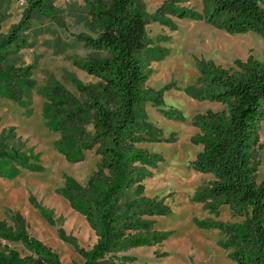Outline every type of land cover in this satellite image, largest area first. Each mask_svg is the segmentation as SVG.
<instances>
[{
	"label": "trees",
	"instance_id": "obj_1",
	"mask_svg": "<svg viewBox=\"0 0 264 264\" xmlns=\"http://www.w3.org/2000/svg\"><path fill=\"white\" fill-rule=\"evenodd\" d=\"M53 1L28 0L20 21L0 33V95L25 107L29 105L25 97L30 98L36 82L30 67L18 66L13 59L28 47L34 20ZM88 5L95 33L77 37L100 55L78 65L98 82L76 81L83 100L64 86L55 85L43 94V115L46 126L60 133L55 147L68 161H82L84 152L92 149L100 156L85 184L66 175L61 188L71 207L94 230L95 244L82 247L77 237L62 227L64 217H57L33 194L29 201L49 224L58 226L59 237L84 259V264H134V257L117 254L162 241L166 234L156 230L154 220L148 217L170 211L164 199L144 195L143 181L150 176L149 167L157 166L163 157L141 144L162 139V130L149 120L148 103L166 117H173L171 112L177 111L164 108V93L172 86H147L152 73L149 62L158 58L147 25L152 20L171 23L159 14L166 5L150 15L144 0H91ZM167 12L179 18H201L192 10ZM204 13L208 23L228 33L256 32L264 37V0H204ZM197 64L199 77L187 93L224 106L221 111L208 109L192 119L199 129L193 141L203 144L193 166L215 177L198 199L217 214L222 205H228L233 216L244 217L238 224H214L226 234L222 245L232 250L238 264H264V180L258 182L264 61L250 55L246 60H236L235 69L205 59ZM39 156L13 128L0 135V176L14 177L21 168L43 170ZM130 189L135 190L136 197L124 202ZM11 219L13 224L0 219V264H62L56 251L28 231L22 213L13 211ZM3 241L20 242L29 253L23 255Z\"/></svg>",
	"mask_w": 264,
	"mask_h": 264
},
{
	"label": "rangeland",
	"instance_id": "obj_2",
	"mask_svg": "<svg viewBox=\"0 0 264 264\" xmlns=\"http://www.w3.org/2000/svg\"><path fill=\"white\" fill-rule=\"evenodd\" d=\"M88 1L91 0H54L51 7L34 20L28 47L13 59L18 66L30 67L36 82L30 98L25 97L28 107L0 95V135L13 128L27 147L40 153L39 164L43 167L41 171L21 168L14 177L0 176V219L13 224L12 212L22 213L28 231L56 251L62 264H84V259L59 237L58 226L49 224L29 197L33 194L54 210L57 217H64L62 227L66 233L76 236L82 247L90 248L95 244L94 230L85 217L71 207L61 188L66 175L85 184L96 170L100 156L92 149L84 152V160L68 161L55 147L60 133L46 126L43 115V94L55 85L64 86L83 100L76 81L98 82L96 76L78 65L100 55L77 37L80 33H95ZM27 2L0 0V33H6L20 21ZM164 5V11L159 13ZM144 8L150 15H165L166 21L171 23L152 20L147 25L151 47L158 56L149 62L152 73L147 86L154 89L172 86L164 93V108L177 111L171 112L173 117H166L148 103L149 120L162 130V139L141 144L163 157L157 166L149 167L150 176L143 181L144 195L164 199L170 211L148 217L154 220L156 230L166 234L162 241L154 246L134 247L117 256H132L134 264H238L231 256L232 250L222 245L226 234L214 224H238L244 217L233 216L228 205H222L219 214L208 209L205 202L198 199V194L209 189L215 177L193 166L203 149V144L193 141L199 133L193 117L208 109L221 111L224 106L210 100H197L186 89L197 82L198 60H209L226 69H235L236 60H246L250 55L264 61V37L256 32L231 34L208 23L204 0H144ZM169 9L192 10L201 14V18H179L167 12ZM260 143L258 182L264 180V121ZM135 197V190L130 189L124 202ZM3 244H9L23 255L29 253L20 242L3 241ZM163 253L166 255H158Z\"/></svg>",
	"mask_w": 264,
	"mask_h": 264
}]
</instances>
